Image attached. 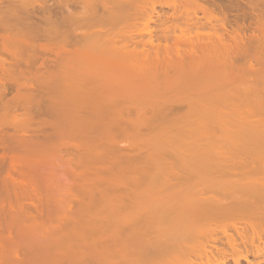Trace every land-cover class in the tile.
I'll return each instance as SVG.
<instances>
[{
  "label": "bare ground",
  "instance_id": "1",
  "mask_svg": "<svg viewBox=\"0 0 264 264\" xmlns=\"http://www.w3.org/2000/svg\"><path fill=\"white\" fill-rule=\"evenodd\" d=\"M3 3L73 46L0 119V264H264V0Z\"/></svg>",
  "mask_w": 264,
  "mask_h": 264
},
{
  "label": "rangeland",
  "instance_id": "2",
  "mask_svg": "<svg viewBox=\"0 0 264 264\" xmlns=\"http://www.w3.org/2000/svg\"><path fill=\"white\" fill-rule=\"evenodd\" d=\"M197 1L210 8L216 9L221 16L227 17L232 23L243 25L244 28L247 29V32L255 27L256 20L251 13L250 0ZM26 12L27 9H22L20 7L17 9L13 4H0V95L1 97L3 95L2 98L5 99L4 101L6 104V106L0 105V115L4 112V115H2L0 119L11 113L17 111L21 112L25 103L24 98L21 99L22 94L26 93V90H29L28 95H30V89L27 88L36 89L35 87L41 84L44 77L57 73L59 66L57 62L59 57L57 56H60L63 49H67V47L72 48L73 46L72 40L67 38V34L64 33L67 28H64V26H66L69 12H64L62 9L54 7L51 11L41 13H39L40 11L37 13L35 12L36 15H33V17L30 15L28 16L31 18H28L27 14L25 16ZM64 34L66 35L64 36ZM19 54L23 55L19 56ZM14 55L19 57L17 62ZM14 60L15 62H13ZM22 61L24 63H21ZM16 64L20 67H16ZM3 65L5 66L4 71L2 70ZM5 72H10L11 76L10 73H8L9 75L4 74ZM17 79L19 80L18 84ZM12 80L17 82L15 83ZM31 84H34L33 87L30 86ZM19 89L22 94H18ZM16 90L18 91L16 92ZM33 91L37 93L33 92L31 98L34 97L35 100L36 96V99L38 98L37 100H44L45 96H43L40 91ZM4 110H6L7 113ZM40 118L50 117L47 113H44ZM16 149V144L0 141V180L6 178L9 172L8 169L11 167V155L14 152L13 150Z\"/></svg>",
  "mask_w": 264,
  "mask_h": 264
}]
</instances>
